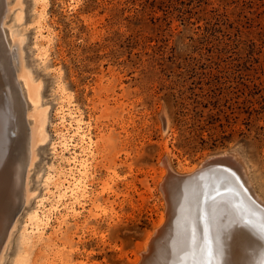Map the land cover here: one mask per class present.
<instances>
[{
	"label": "rangeland",
	"instance_id": "rangeland-1",
	"mask_svg": "<svg viewBox=\"0 0 264 264\" xmlns=\"http://www.w3.org/2000/svg\"><path fill=\"white\" fill-rule=\"evenodd\" d=\"M7 1L4 40L10 49L14 34L23 39L50 141L38 150L35 196L19 211L1 264H139L167 216L166 179L218 155L237 158L264 201V0ZM17 95L31 110L22 82ZM12 121L4 138L13 142L0 147L15 146L14 156L21 133ZM50 174L65 186L81 180L78 201L67 193L58 203L62 185L47 194ZM37 209L51 220L28 242Z\"/></svg>",
	"mask_w": 264,
	"mask_h": 264
},
{
	"label": "bare ground",
	"instance_id": "bare-ground-1",
	"mask_svg": "<svg viewBox=\"0 0 264 264\" xmlns=\"http://www.w3.org/2000/svg\"><path fill=\"white\" fill-rule=\"evenodd\" d=\"M7 3V0H0V82L2 81V85L5 86L2 96L0 95V146L4 140L5 142L6 139L10 140L7 136L4 138V128L7 127L8 120L9 123L12 119L14 123L17 121L16 127L20 130L21 139L20 148L19 146L17 148L18 154L14 153L16 156L10 153L15 146L13 150L12 147H8L10 151H3L1 149L3 147H0V264L16 227L19 211L35 196L30 189L29 178L32 168L36 167L35 164L39 160L38 150L50 141L47 130L48 108L42 104L40 82L33 78L25 64L23 39L14 34V45L10 49L4 40L5 26L14 8ZM1 39L5 46L2 45ZM21 82L32 105L29 111L27 106L26 109L21 106L17 98ZM5 96L10 97V107L14 112L5 108L6 105L2 101ZM6 111L10 113L11 120L7 117ZM81 128V126L78 128V133ZM63 139L65 141L62 152L68 150L70 146L66 138ZM10 141L13 142L12 139ZM53 149L56 156H60L56 146ZM68 161L70 162V159ZM71 162L76 165L80 160L74 156ZM163 165L168 169L166 161ZM197 168L187 175L196 173ZM52 170L57 169L53 167ZM234 170L235 172L228 176L221 172L225 171L224 169L214 170L222 174L212 171L206 175L205 173L199 176L192 175L185 183L178 177L171 179L172 175L169 180L166 179L167 185L163 182L165 195L162 194L167 199V216L164 214L161 227L156 229L155 235L150 236L148 248L146 247L148 251L145 249L146 253L139 264H264V228L255 223L253 208L255 200L256 205H259L257 207L262 206L264 210V205H261L264 201L261 202L259 199L261 196L258 197L250 183L244 179L246 175L243 173L242 176L243 170L239 173L238 167ZM72 179L75 181L73 187L72 183L69 186L60 182L53 183L52 174L48 175L47 194L54 193L53 188L60 190L62 185L65 191L63 193L59 191L56 201L63 203L67 193H71L70 195L78 201L77 192L81 180L76 177ZM204 181L206 183L203 184ZM46 200L47 197L39 199L41 208H45ZM52 208L55 210L57 207ZM260 213L263 212L260 210ZM261 218L264 220V217ZM50 220V217L45 219L40 209L30 213L27 220L30 229L25 230L28 242L34 238L35 233L47 227Z\"/></svg>",
	"mask_w": 264,
	"mask_h": 264
},
{
	"label": "water",
	"instance_id": "water-1",
	"mask_svg": "<svg viewBox=\"0 0 264 264\" xmlns=\"http://www.w3.org/2000/svg\"><path fill=\"white\" fill-rule=\"evenodd\" d=\"M238 167L240 168V164L238 163V161L235 159V157L233 155H218V156H214L208 160H206V162L202 165L201 168H199L196 173L191 174V175H172L171 179H174L175 177H178L180 179V181H182V183L188 182L189 178L192 177V175L194 176H199L200 174H208L214 170H220V169H224L225 171H221L224 174L231 175L233 174L231 169H229L228 167ZM215 172V171H214ZM216 173V174H222V173ZM231 173V174H230ZM232 177V176H231ZM206 183L205 181L203 182V184ZM206 186V185H203ZM151 250V248H150ZM149 250V251H150Z\"/></svg>",
	"mask_w": 264,
	"mask_h": 264
}]
</instances>
